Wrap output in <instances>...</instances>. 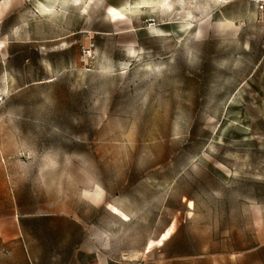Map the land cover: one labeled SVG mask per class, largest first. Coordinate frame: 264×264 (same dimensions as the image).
Listing matches in <instances>:
<instances>
[{"label":"rangeland","instance_id":"obj_1","mask_svg":"<svg viewBox=\"0 0 264 264\" xmlns=\"http://www.w3.org/2000/svg\"><path fill=\"white\" fill-rule=\"evenodd\" d=\"M144 1L0 0V219L38 264H225L264 229V14Z\"/></svg>","mask_w":264,"mask_h":264},{"label":"crops","instance_id":"obj_2","mask_svg":"<svg viewBox=\"0 0 264 264\" xmlns=\"http://www.w3.org/2000/svg\"><path fill=\"white\" fill-rule=\"evenodd\" d=\"M221 1L223 0H210V2L214 4ZM250 4L255 7L253 3ZM71 220L80 224L75 218L71 217ZM12 245L19 246L15 255H13L14 250L10 248ZM83 246L82 240H80V244L75 246L70 260H65L61 254H53L51 258L54 261L57 260V262L60 261L61 263L81 264L78 262V257L82 255L83 252H86L84 251ZM246 253L247 255H244ZM86 254H88V252H86ZM236 256H239L236 260L233 258V255L226 256L225 264H264V229L258 233L257 242L254 246L242 251L241 254L238 253ZM254 256L256 257V262L247 263V261L252 260V258L255 259ZM37 258L38 257L29 252L26 247L23 231L17 217L12 216L6 219H0V264H38ZM209 264H212L211 261Z\"/></svg>","mask_w":264,"mask_h":264},{"label":"bare ground","instance_id":"obj_3","mask_svg":"<svg viewBox=\"0 0 264 264\" xmlns=\"http://www.w3.org/2000/svg\"><path fill=\"white\" fill-rule=\"evenodd\" d=\"M169 2H170L169 0H158L157 2H154L153 0L144 1L143 5L141 7H153L155 4H157L159 7L163 8L164 10L165 9L170 10L172 3L170 4ZM188 24H189V22H188Z\"/></svg>","mask_w":264,"mask_h":264},{"label":"built area","instance_id":"obj_4","mask_svg":"<svg viewBox=\"0 0 264 264\" xmlns=\"http://www.w3.org/2000/svg\"><path fill=\"white\" fill-rule=\"evenodd\" d=\"M253 3L260 14H264V0H249Z\"/></svg>","mask_w":264,"mask_h":264},{"label":"snow or ice","instance_id":"obj_5","mask_svg":"<svg viewBox=\"0 0 264 264\" xmlns=\"http://www.w3.org/2000/svg\"><path fill=\"white\" fill-rule=\"evenodd\" d=\"M76 2H79V0H76ZM0 47H2V45H0Z\"/></svg>","mask_w":264,"mask_h":264}]
</instances>
